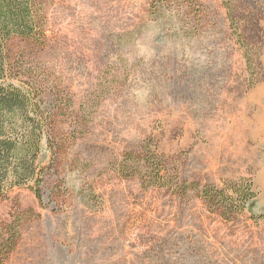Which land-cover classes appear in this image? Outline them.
Returning <instances> with one entry per match:
<instances>
[{"label": "rangeland", "instance_id": "rangeland-1", "mask_svg": "<svg viewBox=\"0 0 264 264\" xmlns=\"http://www.w3.org/2000/svg\"><path fill=\"white\" fill-rule=\"evenodd\" d=\"M168 1H49L31 53L47 186L0 198L6 264H264V0ZM243 179L238 214L204 200Z\"/></svg>", "mask_w": 264, "mask_h": 264}, {"label": "trees", "instance_id": "trees-1", "mask_svg": "<svg viewBox=\"0 0 264 264\" xmlns=\"http://www.w3.org/2000/svg\"><path fill=\"white\" fill-rule=\"evenodd\" d=\"M49 1L0 0V198L13 188L27 186L41 203L47 186L46 168L40 164L39 155L44 135L49 145L53 113L42 106L41 90L33 80L31 53L46 45ZM167 2L161 0L160 4ZM27 77L30 81L25 82ZM55 94L56 101L61 99V91ZM136 161L143 163L148 179L162 178L160 158L154 150ZM228 189L207 186L202 192L210 207L231 216L241 212L254 194L248 179ZM19 228L12 222L0 229V264L7 263L16 247Z\"/></svg>", "mask_w": 264, "mask_h": 264}]
</instances>
